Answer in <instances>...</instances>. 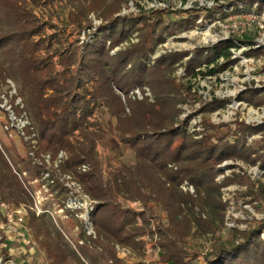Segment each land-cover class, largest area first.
<instances>
[{"label": "trees", "instance_id": "1", "mask_svg": "<svg viewBox=\"0 0 264 264\" xmlns=\"http://www.w3.org/2000/svg\"><path fill=\"white\" fill-rule=\"evenodd\" d=\"M28 1L34 6L28 8ZM64 1L71 8L68 23L79 32L93 27L91 14L103 24L89 40L61 50L54 48L53 37L47 42L41 38L48 26L55 27L40 24L34 10L40 0H0V82L5 87L9 80L15 84L17 96L11 104L17 115L28 116L31 127L27 133L37 134L35 149L26 142L34 157H21L16 147L0 146V202L13 209L28 208L25 228L38 253L49 264H124L116 247L131 248L143 258L141 239L150 236L157 238L161 263L194 264L200 255H192L189 242L211 235L215 240L204 264H264V222L249 231L230 229L222 234L226 204L221 189L236 180L227 179L222 185L216 181L217 167L228 160L252 166L259 163L264 171V148L253 150L246 142L247 135L260 129L241 125V136L230 131L222 138L206 135L196 140L186 129L187 121H179L178 108L182 94H190L192 87L173 78L188 53L150 61L167 35L189 28L176 29L182 20H195L196 9L123 15L127 0H46L45 6ZM213 1L219 5L229 0ZM239 6L224 3L218 20L226 19L230 8L244 12L246 7ZM134 33H138V43L114 52ZM253 43L232 40L200 51L185 66L186 76H215L235 63L231 60L233 48ZM246 56H264V47L251 49ZM53 57H58L62 71L52 62ZM220 59L226 63L218 64ZM211 65L215 67L210 69ZM146 88L153 98L131 97L133 91L145 93ZM260 93L259 89L248 90L239 100L259 106L264 104ZM16 99H21L23 109L15 106ZM218 107V101H213L204 111ZM98 112L109 116L108 131L131 150L133 164L104 169L98 143L108 131L93 120ZM62 152L67 159L60 166L61 173L72 176L95 203L91 222L96 238L82 229L79 245L67 239L51 216H37L30 210L33 200L14 172L17 167L40 177L46 164L39 159L50 155L54 163ZM36 160L41 164H35ZM185 182L194 187V194L183 191ZM259 185L257 191L252 187L248 193L254 202L264 201V182ZM53 190H59L61 200L68 198L59 179ZM123 201L140 203L144 211L126 209ZM152 207H158L164 218L156 216ZM4 241L8 242L6 236ZM5 250L3 253L8 252Z\"/></svg>", "mask_w": 264, "mask_h": 264}, {"label": "rangeland", "instance_id": "2", "mask_svg": "<svg viewBox=\"0 0 264 264\" xmlns=\"http://www.w3.org/2000/svg\"><path fill=\"white\" fill-rule=\"evenodd\" d=\"M127 1L128 3L125 6L126 15L135 13L138 5L146 10L152 9L153 6L157 8L169 7V9L179 7H191V9H196L194 12V16L196 17L195 20H182L176 27V29H182L184 27L189 28L169 36L167 35L166 41L158 45L154 54L151 55L152 60H150L154 63L158 58L169 54L188 53L186 58L181 62L182 64H178V69L173 75V78H175L178 83L192 87V92L190 94H182L180 98L181 103L178 105L181 111L179 121H187L186 129L188 133L196 140H201L206 135L222 138L229 135L230 131L233 133L237 132V134L241 136L239 127L241 125H246L255 129H260L258 133L247 135V146L253 150L264 148V104L258 106L239 100L240 95L253 89H259L261 91L259 94L260 99L264 100V82L261 78L264 72V56L248 57L246 56V50L241 53V49H232L233 55L231 60L235 61V63L230 65L223 72L218 73L217 76L204 77L199 75L197 78L190 79V77L186 76L185 71V66L198 52L212 48L220 43H226L232 40L253 41L254 43L257 41L263 44L259 49L263 48L264 28L260 29L259 24L262 23V26H264V0H229L222 1L219 5L214 4L215 6L213 5L212 7L207 5L212 2L211 0ZM28 2L30 4L28 8L34 6L31 5L30 1ZM229 2H236L240 5L239 7L242 6L243 8L244 6L246 8L242 13L236 9L230 8L229 16L223 21L218 20L219 11L224 9V3L228 5ZM39 3L41 4L34 10L40 24L49 23L55 27L51 28L48 26L41 38L47 42V39L53 37L52 44L55 49L64 50L71 46L82 44L89 40L91 35H97V28L103 24L102 20H99L96 15L91 14L89 19L93 27L89 30L79 32L68 23L71 8L65 1L60 3L56 2L53 6H45L46 0H40ZM207 9L209 11H207ZM246 10L252 12L247 14L248 12ZM210 11H212V13H210ZM251 14L256 16L262 15L260 22L253 20L250 17ZM93 37L94 36H92V38ZM138 41V33H134L128 42L122 44L114 52L124 50L131 44L138 43ZM49 53L52 55L53 50L49 51ZM52 62L57 66L59 71H62L63 68L58 66V57H53ZM224 63H226L224 59H220L218 62L220 65ZM214 67L215 65H211L210 69ZM202 69L205 71L206 67ZM7 85L9 86L5 87L6 85L3 86L0 82V105H4V101H2L3 95L9 98V104L12 103L17 96L11 94L12 91H14L13 89H16L17 93L15 84L9 80ZM244 87L246 90H243ZM131 97L139 100H142L144 97L153 98L148 88L145 89V93L141 90L133 91ZM17 100L19 99H16V101ZM16 101L15 104H17ZM213 101H218L220 107L214 111H204ZM237 103L239 104L238 107H232V105ZM109 119V116L104 112H98L93 120H98L103 124L104 129L108 131L107 124L110 121ZM6 125L7 115L0 106V146L16 147L21 157H29L30 154L28 148H26L28 147L26 141L20 140L12 132H10V134L6 133L4 131ZM98 152L105 170L108 168V165H112L116 168L121 164L131 165L134 163V154L131 150L120 142L118 136L110 134L109 131L107 136L99 141ZM252 157L255 158L256 154H253ZM39 160L42 161V163L44 162V159ZM39 160H36L34 163L41 164ZM259 165L258 163L252 166L240 160H228L217 167V183L222 185L227 179L232 180L231 178L233 177L236 180V182L228 184L221 189L222 200L226 204L225 229L222 232L223 235H226L230 229L249 231L251 228L264 222V201L254 202V200L248 196L252 187L257 191L260 187L259 184L264 182V171L260 169ZM47 169L53 174L55 182L58 179L63 181L64 175L53 163L51 166L46 164V168L43 172ZM21 170L22 171L18 170L16 167L14 172L20 173L24 182L27 184L29 181L33 185L32 187L34 190L41 191L45 184L42 178L43 172L40 177H32L31 173L28 171ZM24 172L27 174L25 175ZM184 188H186V190L183 191L186 193L190 192L194 194L195 192L194 187L190 186L188 182H185ZM58 193L59 190H51L48 194L43 191L42 196L44 200H42V204L55 215L58 229L63 233L65 232L67 235L66 237L71 239L74 244L79 245L81 240L80 231L82 229L85 231L84 224L86 221L84 222L83 220L80 222V220L76 218L75 213L77 210L72 211L69 215L66 213L62 215L60 209L62 207V201L64 200H61L63 198H61ZM123 205L126 209H132L137 213L144 211L140 203L123 201ZM152 208L156 216L161 219L164 218L163 212L158 207ZM153 229H155V227H153ZM262 238L264 239V234ZM11 240L12 241L9 240L8 243L6 242L8 254L3 253V250H5L4 248H0V254L5 260L12 258L15 264H49L45 256L38 253L29 232L27 233L24 231L23 235L18 237L12 235ZM141 240H143L145 247L143 250L145 256L143 258L138 257L131 248L116 247L118 257L124 261V264H135L140 261L145 264H157L158 251L154 249V246L157 245L156 243L158 242L157 238L153 239L150 236H146ZM214 240L215 238L209 235L205 238L192 239L189 242V251L192 255H200L197 260H194V264L205 263V256L212 250ZM9 253L12 257L9 256Z\"/></svg>", "mask_w": 264, "mask_h": 264}, {"label": "built area", "instance_id": "3", "mask_svg": "<svg viewBox=\"0 0 264 264\" xmlns=\"http://www.w3.org/2000/svg\"><path fill=\"white\" fill-rule=\"evenodd\" d=\"M211 1H212L211 3L207 4L209 7H212L215 4L213 0ZM159 9H169V7L157 8L153 6L152 9L146 10L145 8L138 5L136 12L139 13L141 10L149 12L152 10H159ZM171 9L190 10L191 7L189 8L179 7V8H171ZM122 14L126 15L125 8ZM250 17L253 20H257L258 22H260L262 15L256 16L254 14H251ZM259 26H260V29L264 28V26H262V23H260ZM235 43L238 44V41H235ZM261 46H263V44L256 41V43H254L253 46L241 45L239 48H233V50L241 49V53H242L244 50H246L247 52L251 49H259ZM261 78L263 79V82H264V72L261 75ZM13 90L14 91H12L11 94L16 95L17 94L16 89H13ZM243 90H246V88L244 87ZM3 96L4 97L2 98V101H4V105H0V106L5 111V114L7 115V125L5 126L4 131L8 134H10V132L14 133L20 140L31 143V145L33 146L32 148L35 149L37 145V140H36L37 134L34 132L32 134L27 133V130L31 127V122L28 116L26 115V113H23L24 115H21V116L17 115L15 107H13L11 103L10 105L8 102L9 98H7L6 95H3ZM21 102H22L21 99L17 100L16 106H20V108L23 109L24 105ZM234 106L238 107L239 104L237 103V104L232 105V107ZM30 156L34 157V153H30ZM43 159H44L45 164L49 166L52 165L53 161L50 155L43 156ZM66 159H67L66 154L62 152L58 156L57 160L53 163V165H55L57 169H60V166L66 161ZM83 171L84 172L87 171L86 166L83 167ZM16 174L21 179L25 189L27 190L28 194L31 196L33 200V205L30 208V210L34 211L37 216L49 215L53 218L55 223H57L55 215L52 212H50L48 209H46L42 204V200H44V197L42 196L43 191H45L47 194L51 190L54 191L53 188L56 182L53 177V174L49 172L48 169L42 173V178H43V181H45V184L43 185L41 191L34 190V188L32 187L33 185L29 181L27 184L26 182H24L20 173L16 172ZM24 174L26 175L27 173L24 172ZM61 182L64 183L69 194H68V198L62 201V207L60 209V213L62 215H64L65 213L69 215V213H71L72 211L77 210V212L75 213L76 218L80 220V222H82L83 220L84 222L86 221L84 225H85V232L87 233V235L93 238H96L94 227L91 222V214L94 212L95 203L91 201V199L83 192L81 185L72 176L64 175L63 181ZM183 190H186L184 186H183ZM0 214L2 215L0 216V248L7 249L8 246L6 245V242L4 241V236L7 237L8 241L9 240L12 241L11 240L12 235H14L15 237H18V236H22L24 231L28 233L27 229L25 228V224H26L27 216H28V208L26 206H21L19 209H13L8 204L4 202H0ZM67 239L69 240L68 237ZM9 256L12 257L10 253H9ZM0 264H15V263L12 260V258L5 260L3 256L0 254Z\"/></svg>", "mask_w": 264, "mask_h": 264}, {"label": "crops", "instance_id": "4", "mask_svg": "<svg viewBox=\"0 0 264 264\" xmlns=\"http://www.w3.org/2000/svg\"><path fill=\"white\" fill-rule=\"evenodd\" d=\"M144 238H145V237H144ZM144 238H143V239H144ZM154 249L157 250L155 246H154ZM157 251H158V250H157ZM158 254H159V251H158ZM132 255H133V254H132ZM157 257H158V255H157ZM157 259H158L157 264H163V263H161V262L159 261V258H157Z\"/></svg>", "mask_w": 264, "mask_h": 264}]
</instances>
